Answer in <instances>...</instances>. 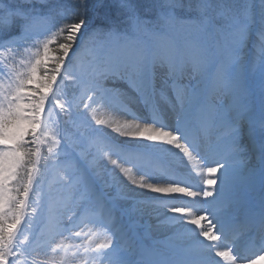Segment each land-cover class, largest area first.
Instances as JSON below:
<instances>
[{
	"label": "snow or ice",
	"instance_id": "6c2138e0",
	"mask_svg": "<svg viewBox=\"0 0 264 264\" xmlns=\"http://www.w3.org/2000/svg\"><path fill=\"white\" fill-rule=\"evenodd\" d=\"M241 237L264 259V0H0V264H255Z\"/></svg>",
	"mask_w": 264,
	"mask_h": 264
},
{
	"label": "bare ground",
	"instance_id": "6f19581e",
	"mask_svg": "<svg viewBox=\"0 0 264 264\" xmlns=\"http://www.w3.org/2000/svg\"><path fill=\"white\" fill-rule=\"evenodd\" d=\"M98 117L103 118V119H108V120H111L114 122H119V123L128 122V123H132L133 125H135L136 123H140L141 126L143 125L142 121L133 120L132 117H130V116H124V115L119 114V113H113V112H108V111L99 112ZM192 167H195V165L192 164ZM164 182H166V181H163V180L161 181V183H164ZM223 247H224V245L222 244V249H223ZM217 259H220V258H217ZM240 264H247V261L246 260L241 261ZM255 264H264V259L255 257Z\"/></svg>",
	"mask_w": 264,
	"mask_h": 264
},
{
	"label": "rangeland",
	"instance_id": "374dc122",
	"mask_svg": "<svg viewBox=\"0 0 264 264\" xmlns=\"http://www.w3.org/2000/svg\"><path fill=\"white\" fill-rule=\"evenodd\" d=\"M99 114V113H98ZM74 243V242H73Z\"/></svg>",
	"mask_w": 264,
	"mask_h": 264
}]
</instances>
